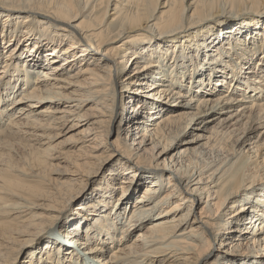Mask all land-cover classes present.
<instances>
[{
	"label": "bare ground",
	"instance_id": "obj_1",
	"mask_svg": "<svg viewBox=\"0 0 264 264\" xmlns=\"http://www.w3.org/2000/svg\"><path fill=\"white\" fill-rule=\"evenodd\" d=\"M0 14L14 23L0 40V264H25L106 164L66 226L76 248L49 245L50 264H264V41L248 75L236 48L199 79L173 44L264 29V0H0Z\"/></svg>",
	"mask_w": 264,
	"mask_h": 264
},
{
	"label": "rangeland",
	"instance_id": "obj_2",
	"mask_svg": "<svg viewBox=\"0 0 264 264\" xmlns=\"http://www.w3.org/2000/svg\"><path fill=\"white\" fill-rule=\"evenodd\" d=\"M253 23H254V21H246V22L240 24L238 26L237 32L235 30L236 27L233 28V26H235L233 24H225L226 26L222 25V27L219 29V32H217V33H220L221 35L219 34L217 38L215 36L217 33L215 35H213L211 33L212 28H208L199 34H195V35H197V37L194 38L192 42L197 43V47L195 45H191V46H188L187 48H185L184 43H186V45H187V42H185V41H186V39H189V38H184L181 40H174L175 42L173 44L175 45V47H179V49L178 48L176 49V58H178L179 64L182 65L179 67V69L181 68L180 71L192 67L193 72L196 73L195 79L205 78V76H207L209 74V72H214L219 68V64L221 63V60H220V56H221L220 54L221 53L228 51V50L234 51V50H236V48L241 49L243 54H244V59L241 61V63L243 64L241 67V69H242L241 72L244 75H248L247 71L250 69V68H248V67H250V65L245 64V62L248 61L247 57L251 53H256L255 57L258 56V58L262 56L260 64H258L256 66L257 69L261 70L262 68H264V50H263V54L261 56H259V54L262 53V50H260L259 45L264 41V37L262 36L264 34V29H262L261 27H258V28L255 27L253 25ZM12 24H14V23H10L9 18H7L4 14H0V40L2 38L3 31H7L9 25H12ZM257 32L260 34L255 35V33H257ZM25 44H26V41L24 43L20 41L18 49L19 48H20V50L25 49V46H26ZM2 46H3V43H2ZM4 48H5V46H4ZM4 48L3 47L0 48V52H3L5 50ZM27 48H29V47H27ZM41 49H44V48L42 47ZM7 50H8V48L6 49V51ZM169 55L171 56V54H169ZM32 60L34 62H36L33 64L35 66H38V63L43 60V56H39V55H37L36 57L34 56L32 58ZM170 61H171V58H169V62ZM255 61H257V59H255ZM190 64H191V66H190ZM230 69L231 68H227L226 71H229ZM227 74H228V72H226L223 75H227ZM213 80H214V78L212 79V81ZM126 101H125V103L127 104ZM10 103H11V101L8 102L7 105H10ZM112 128H113L114 134L111 136V138L115 139L116 127L114 126V123H112ZM60 140H62V138ZM179 148H181L180 144L174 148V151H177ZM64 164L65 163L62 162L60 164V167H59L60 169H58V170L56 168L49 170L50 178L55 183H58V178H60V175L58 174L57 171L62 170ZM24 166L28 167L27 164H24ZM109 166H110L109 164H106L102 168V173L104 172V174L102 176H100V179L98 180V182L96 184H94L91 187V189L88 190L89 194L92 192V190L95 188V186L100 183L101 179L108 173ZM138 183H139V180L136 181V184H138ZM165 184L167 187L168 182L167 181H166V183L164 182V185ZM87 194L84 195V197H82L81 199L77 198L72 203V207L68 211V213H67L68 215L66 216L64 222L59 227H57L55 229L54 233L53 232L51 233L49 239L43 240L41 242V244L34 250L27 249V250L19 253L18 260L20 261V263L22 262L25 264H30L33 262L34 264H36V262L40 258L42 261H44V262L46 261V264H50L49 262H47L48 260H50L47 257H50V256H49V254L45 253L46 251L49 250L48 249L49 245L51 247H53V249H54V247L57 249L61 247V251L63 249H65L63 247L62 243H66L67 248L72 247V246H73V248H76L78 242L77 241L74 243L71 242L72 236H71V234L67 235L69 233L68 232L69 230H68V228H66V226L69 225V221H70V219L73 218V216H75L78 212L85 210V208L78 209V206H81L80 205L82 203L81 201L88 197ZM140 194H141V191H140ZM134 204H135V199L132 202L131 206L133 207ZM131 206L129 207V210H130V208H132ZM129 210H128V213L131 211V210L130 211ZM127 214L125 215V217L123 219V223L119 226L121 228L116 233L117 237H121L122 229H123V227H126L125 223H128V221H129V217L126 218ZM43 232H45V231H43ZM129 233H130V231L127 233H124V236H126V238H128V239H133L137 232L135 231V232H132L130 234ZM66 237L69 240L66 239ZM61 238H64V240H62ZM60 239H61V241H60ZM126 241H127V239H126ZM56 243H57V246L55 245ZM82 251H84V250H82ZM15 253L16 252H14V254ZM31 254L33 256H31ZM84 257H85V261L87 264H90V262H91V264H94L92 262L93 259H92L90 254L89 255L86 254Z\"/></svg>",
	"mask_w": 264,
	"mask_h": 264
}]
</instances>
